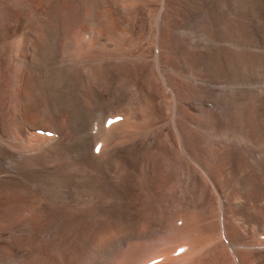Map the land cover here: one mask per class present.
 <instances>
[{"label":"bare ground","instance_id":"1","mask_svg":"<svg viewBox=\"0 0 264 264\" xmlns=\"http://www.w3.org/2000/svg\"><path fill=\"white\" fill-rule=\"evenodd\" d=\"M7 1L29 11L0 1V168L14 185L56 199L69 178L85 204L102 182L141 205L100 264L177 233L172 206L189 213V264H264V0Z\"/></svg>","mask_w":264,"mask_h":264},{"label":"rangeland","instance_id":"2","mask_svg":"<svg viewBox=\"0 0 264 264\" xmlns=\"http://www.w3.org/2000/svg\"><path fill=\"white\" fill-rule=\"evenodd\" d=\"M4 1V4H1L14 11L16 19H20V21L23 15L25 16L29 12L26 13L20 5L14 6L7 0ZM93 1L94 0L91 2ZM134 1L137 2L138 0ZM148 2L155 4L157 1L146 0L145 3ZM12 6L14 7L12 8ZM21 9L23 10L21 11ZM96 9L97 6H92L91 12L93 13L95 11V14H92L93 16L97 14ZM119 16L121 17L120 22L127 18V16L123 17L121 12ZM139 17L141 18L139 19L143 21V15ZM194 103L192 104L193 109L197 110L196 107L198 106L196 101ZM153 110H155V108ZM153 113L156 115V111H153ZM34 123L38 124L37 121H34ZM39 135L44 136V134ZM140 166L141 165H139V168ZM0 172H2L0 173V264H100L96 259L98 254L104 253L110 243H115L117 239L121 237L123 234V229H121V227L129 224L136 225L137 221L142 219V214L138 211L141 205H137V208L136 205L127 202V197L121 199L108 198L111 187L102 182L97 183V187H95V198H93V200L90 199L85 204L84 202H75L74 196L76 193L74 187L72 188V184L67 182L70 181L69 178L65 179V184L69 186L68 188L65 186V189L59 192V198H46V200H42L33 187L31 190H25L24 188L20 189L14 185L13 177L10 176L11 174L7 173L6 175L2 171V168H0ZM1 175L6 176L3 178ZM25 185L30 186L29 184ZM81 203H83V205H81ZM184 207L187 206L183 204L182 208ZM184 210H186L187 213V209L184 208ZM167 211L166 214L163 213L165 218L164 221L170 223L174 231L177 229V233L173 232L168 235L162 234L157 237L153 236L149 239H142L137 242L130 241L122 250L123 252L121 251L122 253L119 252L115 256L113 264H135L141 259L143 261L141 263L139 262L140 264H149L159 258H163V260L157 264H180V262L181 264H185V262L187 264L188 262H192L194 258L192 251L186 252L180 256H176L175 252V250L177 251L179 248L188 246L186 245L187 243L185 244V239L188 238L189 235L187 231L190 229L188 230L184 226L189 222L187 221L189 219V213L186 214L185 211L183 212L186 218H188L185 219V215L182 213L184 217H181V214L179 218L177 214L175 217V206H172ZM181 218L183 221L185 219L187 222L185 223L182 220H178ZM172 220L174 223L181 221L182 223L181 225L175 226H179L178 228H174V226H172V224L174 225ZM182 228L185 229L186 232L185 230L182 231ZM110 230H112V232ZM180 231H182V233H179ZM113 234L114 236H112ZM182 241L183 245H180ZM213 244L212 241L199 243L196 245L195 253L197 251L202 252L204 245L207 251L204 249L203 252H209L212 246H214ZM208 246L211 249H207ZM102 247H104V250H102ZM84 257L85 259H83ZM87 258L89 259L87 260Z\"/></svg>","mask_w":264,"mask_h":264},{"label":"snow or ice","instance_id":"3","mask_svg":"<svg viewBox=\"0 0 264 264\" xmlns=\"http://www.w3.org/2000/svg\"><path fill=\"white\" fill-rule=\"evenodd\" d=\"M97 151H99V149H97Z\"/></svg>","mask_w":264,"mask_h":264}]
</instances>
